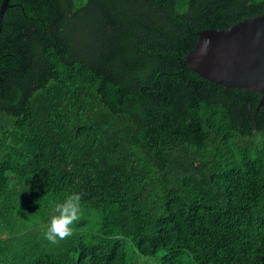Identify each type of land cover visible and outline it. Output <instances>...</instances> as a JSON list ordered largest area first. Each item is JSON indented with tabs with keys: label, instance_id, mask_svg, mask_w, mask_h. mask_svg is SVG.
Segmentation results:
<instances>
[{
	"label": "trees",
	"instance_id": "16d2710c",
	"mask_svg": "<svg viewBox=\"0 0 264 264\" xmlns=\"http://www.w3.org/2000/svg\"><path fill=\"white\" fill-rule=\"evenodd\" d=\"M10 5L0 264H128L126 241L161 264H264L262 96L186 62L202 30L263 16L264 0ZM73 192L82 215L52 244L43 229Z\"/></svg>",
	"mask_w": 264,
	"mask_h": 264
},
{
	"label": "water",
	"instance_id": "95a60500",
	"mask_svg": "<svg viewBox=\"0 0 264 264\" xmlns=\"http://www.w3.org/2000/svg\"><path fill=\"white\" fill-rule=\"evenodd\" d=\"M11 0L0 8V34ZM189 68L217 85L261 94L256 116L264 107V15L227 29L199 33V42L186 57Z\"/></svg>",
	"mask_w": 264,
	"mask_h": 264
},
{
	"label": "clouds",
	"instance_id": "9594fccd",
	"mask_svg": "<svg viewBox=\"0 0 264 264\" xmlns=\"http://www.w3.org/2000/svg\"><path fill=\"white\" fill-rule=\"evenodd\" d=\"M81 194L73 192L54 207L46 229H43L44 239L52 244L72 235V225L78 221L81 212Z\"/></svg>",
	"mask_w": 264,
	"mask_h": 264
},
{
	"label": "rangeland",
	"instance_id": "374dc122",
	"mask_svg": "<svg viewBox=\"0 0 264 264\" xmlns=\"http://www.w3.org/2000/svg\"><path fill=\"white\" fill-rule=\"evenodd\" d=\"M93 223L98 222V217L95 220H92ZM88 222L86 226V231L97 230L98 227H95V224ZM95 227V228H94ZM126 251L128 253V264H161V257L163 253H159L156 256H143L136 252L134 246H132L130 241H126Z\"/></svg>",
	"mask_w": 264,
	"mask_h": 264
}]
</instances>
